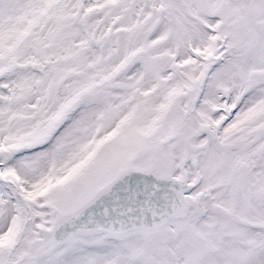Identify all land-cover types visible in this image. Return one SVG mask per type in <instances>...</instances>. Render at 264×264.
Returning a JSON list of instances; mask_svg holds the SVG:
<instances>
[{
	"label": "snow or ice",
	"instance_id": "6c2138e0",
	"mask_svg": "<svg viewBox=\"0 0 264 264\" xmlns=\"http://www.w3.org/2000/svg\"><path fill=\"white\" fill-rule=\"evenodd\" d=\"M0 264H264V0H0Z\"/></svg>",
	"mask_w": 264,
	"mask_h": 264
}]
</instances>
